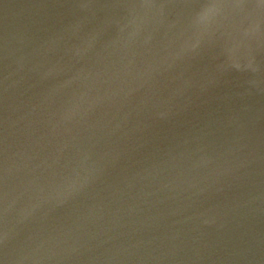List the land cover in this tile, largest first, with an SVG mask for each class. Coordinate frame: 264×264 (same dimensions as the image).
Wrapping results in <instances>:
<instances>
[{
  "label": "water",
  "instance_id": "95a60500",
  "mask_svg": "<svg viewBox=\"0 0 264 264\" xmlns=\"http://www.w3.org/2000/svg\"><path fill=\"white\" fill-rule=\"evenodd\" d=\"M0 264H264V0H0Z\"/></svg>",
  "mask_w": 264,
  "mask_h": 264
}]
</instances>
